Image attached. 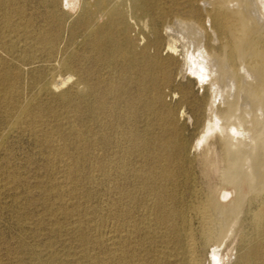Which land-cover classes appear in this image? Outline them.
Wrapping results in <instances>:
<instances>
[{
  "label": "rangeland",
  "instance_id": "1",
  "mask_svg": "<svg viewBox=\"0 0 264 264\" xmlns=\"http://www.w3.org/2000/svg\"><path fill=\"white\" fill-rule=\"evenodd\" d=\"M76 1L0 0V264H186L178 239L192 191L216 204L231 187L219 179L218 145L204 161L199 143L210 89L179 72L163 30L175 17L199 23L211 7ZM52 71L73 77L47 88ZM244 191L217 257L264 264V219L252 218L264 186ZM197 227L199 261L213 264Z\"/></svg>",
  "mask_w": 264,
  "mask_h": 264
},
{
  "label": "bare ground",
  "instance_id": "2",
  "mask_svg": "<svg viewBox=\"0 0 264 264\" xmlns=\"http://www.w3.org/2000/svg\"><path fill=\"white\" fill-rule=\"evenodd\" d=\"M64 1L71 8L77 4L76 0ZM202 3L211 7L206 13L205 19L201 18L203 21L195 23L196 19L195 21L192 19V22L188 21L189 19L182 20L175 17L173 22L171 20V24H166L167 26L163 31L168 38L166 39L170 49V51L167 49L168 52H179L183 57L177 56L178 59H183V65L178 71L181 74L189 72L196 77L201 85L206 83L210 89L211 100H209L208 119L199 143L205 147L204 161H207L210 156L211 145L213 148L218 145L219 179L225 186L230 185L231 190L228 192L226 187L223 188L222 203L213 198V202L216 204L211 203L209 196L201 200L197 189L192 191L190 201L185 208L188 227L184 233L182 232V242L180 239L178 242L183 245L186 264H201L196 245V230L194 231L195 228H193L194 221H197V228L204 248L210 249L211 262L213 264H226L219 262L217 256L221 247H224L229 240L235 237L240 216L244 212L243 201L247 194L244 191V185L256 189L264 186V0H205ZM208 36H210V45L207 43ZM173 56L175 55L173 54ZM55 71H52L45 86L58 90L70 82L73 76H67V74L66 77H61ZM85 79L87 80V78ZM215 104H218L222 109L216 110ZM209 139H214L212 144H210ZM172 188L174 187L172 186ZM255 195L260 199L259 191L256 190ZM229 198H231V206L224 203L229 201ZM259 206H261L259 210L256 208L258 211L252 213L254 216L251 214L258 223L264 219V201ZM257 250L256 248L248 251V256H256Z\"/></svg>",
  "mask_w": 264,
  "mask_h": 264
}]
</instances>
